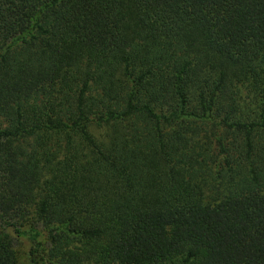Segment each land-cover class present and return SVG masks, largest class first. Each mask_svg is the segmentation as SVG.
Here are the masks:
<instances>
[{
  "label": "trees",
  "instance_id": "1",
  "mask_svg": "<svg viewBox=\"0 0 264 264\" xmlns=\"http://www.w3.org/2000/svg\"><path fill=\"white\" fill-rule=\"evenodd\" d=\"M264 264V0H0V264Z\"/></svg>",
  "mask_w": 264,
  "mask_h": 264
},
{
  "label": "rangeland",
  "instance_id": "2",
  "mask_svg": "<svg viewBox=\"0 0 264 264\" xmlns=\"http://www.w3.org/2000/svg\"><path fill=\"white\" fill-rule=\"evenodd\" d=\"M29 243L24 239L14 238V250L21 264H26Z\"/></svg>",
  "mask_w": 264,
  "mask_h": 264
}]
</instances>
